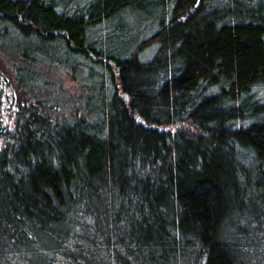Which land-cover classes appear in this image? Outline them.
I'll return each mask as SVG.
<instances>
[{
    "label": "trees",
    "instance_id": "16d2710c",
    "mask_svg": "<svg viewBox=\"0 0 264 264\" xmlns=\"http://www.w3.org/2000/svg\"><path fill=\"white\" fill-rule=\"evenodd\" d=\"M0 264H264V0H0Z\"/></svg>",
    "mask_w": 264,
    "mask_h": 264
},
{
    "label": "rangeland",
    "instance_id": "374dc122",
    "mask_svg": "<svg viewBox=\"0 0 264 264\" xmlns=\"http://www.w3.org/2000/svg\"><path fill=\"white\" fill-rule=\"evenodd\" d=\"M5 56L3 55V59L5 60ZM10 69V66L7 65V70ZM48 66L42 67L44 73H47ZM85 71H94L90 68H85ZM52 74L50 76V89L49 92L53 94V97L58 98V103H55V107L58 112H53L52 115L59 119H64L68 117H73L74 115H79L80 113L84 114L83 103L79 100V95L83 92L81 90L80 84L81 80L78 79L73 80L70 74L66 71L64 67L58 66L56 69L52 70ZM96 72V71H95ZM99 79V77H96ZM63 95H62V94ZM62 95V96H61Z\"/></svg>",
    "mask_w": 264,
    "mask_h": 264
}]
</instances>
